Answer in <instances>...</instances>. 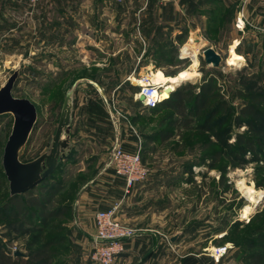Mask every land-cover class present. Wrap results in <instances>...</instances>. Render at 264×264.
I'll list each match as a JSON object with an SVG mask.
<instances>
[{"label": "rangeland", "instance_id": "1", "mask_svg": "<svg viewBox=\"0 0 264 264\" xmlns=\"http://www.w3.org/2000/svg\"><path fill=\"white\" fill-rule=\"evenodd\" d=\"M78 1H75L74 6L81 15L77 19L76 30L66 36L64 45H60V41L52 44L43 42L42 33H31L33 27L30 16L50 12L57 17L60 9L72 8L67 3L62 0H0V87L18 69L20 73L13 94L30 99L36 105L38 113L29 139L20 152V159L24 162L31 161L49 149L66 90L78 77L94 79L97 85L87 80L78 84L73 93L72 116L75 101L80 98L88 101L95 121L100 122L101 126L100 152L106 151L107 146L111 145L109 141L114 140L116 131H122L124 149L134 151L141 146L149 176L134 186L144 184L143 189H146L140 203L149 201L151 206L161 210L163 220L169 223V231L175 232L177 239L181 233L186 236L181 244L185 251L206 248L213 253L218 246L228 245L227 257L240 255L243 258L241 242L244 235L261 223L257 219H264V152L260 157L250 153L239 154L235 144L236 134L245 132L248 128L246 122L238 123L235 120L246 102L237 92H263L264 82L253 75L264 74V33L258 34V42L254 40L255 36L244 34L241 50H246L248 54L246 57L242 55L244 60L239 63L230 61L231 47L226 46V42H221L218 46L220 63L216 66L207 63L204 50L211 46L208 43L202 45V40L192 41V46H189L190 51L197 55L198 62L193 61L186 52L187 47L180 43L175 53L172 49L165 53L167 55L173 52L176 57L173 62L161 57L163 51L158 49L144 53L151 56V60L138 63V56L143 55L144 50L132 31L122 36L123 41L117 38L120 33L108 34V7L118 12L120 2L109 5L108 0ZM70 5L72 6V1ZM110 26L116 29L117 22H112ZM116 38L118 42H115ZM159 69L164 75L171 77L184 70H192L198 74L180 84L192 82L199 85L213 77L221 97L227 101L230 114L227 110L221 112L208 125L196 122L192 130L173 129V136L164 139L161 135L167 130L168 121L161 123V119L168 112H154L134 100L129 90L131 92L136 89L126 80L134 72L152 73ZM13 122L12 114L0 115L2 151ZM257 125L264 129V121ZM74 126L72 117L71 140L77 127L75 124ZM262 136L264 137V132ZM75 138L78 139L77 136ZM206 143L210 144L206 146ZM111 146L109 150L112 153L114 148ZM88 148L85 151L84 147H79V153L87 155L98 151ZM73 149L74 147L69 156ZM215 151H224V155L217 168H211L209 153ZM234 162L238 165L233 166ZM223 165H226V183L218 184L221 175L219 167ZM80 166L82 163L62 160L56 171L34 189V194L61 181L64 187L58 201L70 202L77 190L78 181L86 178L78 176ZM3 173L0 164V207L9 191V183ZM250 189L255 191L251 193L255 197L256 192H263L258 201L252 202ZM247 205H251L253 209L244 216ZM10 211L11 209L0 208V245L11 255L14 251H21L25 255L22 256L23 263L32 251L41 248L49 236L57 233V227L64 221L53 220V229H42L25 221L20 222L16 217L10 216ZM258 213L261 216L255 217ZM66 221L71 222V218ZM165 236L168 240L169 237ZM89 243L82 241V244H77L79 248L71 252L64 250L63 246L55 245L60 254L53 256V261L64 264L66 258L71 257L70 264H93L91 259L77 261L74 258L78 250L82 253L86 249V254L89 255ZM237 264L253 263L240 259ZM257 264H264V258Z\"/></svg>", "mask_w": 264, "mask_h": 264}, {"label": "crops", "instance_id": "2", "mask_svg": "<svg viewBox=\"0 0 264 264\" xmlns=\"http://www.w3.org/2000/svg\"><path fill=\"white\" fill-rule=\"evenodd\" d=\"M62 1L72 8L60 9L57 11V17L52 16L50 12L30 16L33 27L31 33H42L43 42L52 44L54 41H60V45H64L66 36L76 30L77 19L81 14L74 5L75 1H79L71 0L72 6H69L70 0ZM108 1L109 5L120 2L118 12L108 7V34L120 33L117 38L123 41L122 36L132 31L144 50L143 55L138 56V63L152 59L151 56L145 55L147 52H155L158 49L175 50L180 43H184V47L192 46L191 38L195 34L200 35L202 45L208 43V46L213 47L218 53L219 44L226 42V46L246 57L248 52L241 50L244 34L255 36L254 40L257 41L260 37L258 34L264 33V0ZM241 16L245 19V26L242 29L237 26V19ZM114 21L117 22L116 29L110 26ZM117 38L115 42H118ZM129 83L136 89L131 92L129 90V94L137 100L135 94L138 87L130 81ZM74 106L73 126L74 124L77 126L72 139L74 149L66 160L70 163H82L78 176L86 178L78 181L71 203V222L65 224L69 229L72 251L78 249L77 244H82V241H85V244L87 241L92 244L96 231L94 218L96 211L109 209L119 202L120 219L137 231L126 241L125 251L117 257L115 264H237V256L227 257L226 254L219 262H215L212 252L206 248L200 251H185L184 245L181 244L186 236L182 233L178 239L176 238L179 242L176 239L172 241L175 232L169 231L170 227L167 226L169 223L163 220L161 210L151 206L149 201L140 203L146 191L143 189L144 184L134 187L132 193L128 195L125 192V180L117 176L109 166L111 159L109 147L112 145L114 148L117 143L123 144L125 140L122 139V131H116L114 140L109 141L111 145L107 146L106 151L100 152L101 126L100 122L95 121L91 105L80 98L75 101ZM79 147H84L85 151L88 147L98 151L81 155ZM165 235L169 237L168 240ZM86 252V249L82 253L78 250L74 256L75 260L90 259ZM70 261L71 259L69 264Z\"/></svg>", "mask_w": 264, "mask_h": 264}, {"label": "trees", "instance_id": "3", "mask_svg": "<svg viewBox=\"0 0 264 264\" xmlns=\"http://www.w3.org/2000/svg\"><path fill=\"white\" fill-rule=\"evenodd\" d=\"M167 50L162 49L163 54L161 57L173 62L176 57L173 52L166 55L165 53L170 52ZM172 51L175 53L173 48ZM253 76L264 82V74H254ZM237 95L244 98L246 102L241 107L235 120L238 123L246 122L245 124L248 129L245 132H238L236 134L235 144L239 149L240 155L250 153L255 157H260L261 153L264 152V137L262 136L264 129L257 125V123L264 121V89L263 92H245L239 90ZM151 109L154 112L161 110L168 112L161 119V123L168 121L167 130L161 135L164 139L173 136L171 131L173 129L192 130L196 122L200 125H208L217 114L226 110L230 114L227 101L221 97L220 89L213 77H209L199 85L192 82L180 84L169 97ZM209 144L206 143V146ZM2 154L3 151L0 148V164ZM209 155L211 156L209 166L217 168L219 161H221L224 155V151H215L209 153ZM232 165L237 166L238 163L234 162ZM219 170L221 175L218 184H225L226 165L220 166ZM3 174L5 175V173ZM257 186H260V183H257ZM63 187L64 185L60 181L55 186L44 188L38 194H34V190H31L25 194L12 196L8 191L7 198L0 208L11 209L10 216L16 217L20 222L25 221L42 229H53L54 225H52L51 221L58 219L64 221L57 227V233L49 236L41 248L30 253L25 263L21 261L23 260L22 256L11 255L4 246L0 245V264H56L57 262H54L52 257L57 254L59 255L60 252L57 251L55 245L63 246L64 250L72 251L73 246L69 237V229L65 225V222H67V218H71V203L73 199L70 202L58 201ZM259 215L261 216V213H258L255 217H259ZM257 221L261 223L244 235V239L241 242L244 256L242 258L238 255V261L240 259L241 261L247 259L251 263L257 264L264 258V219L263 221L257 219ZM236 233L239 232L237 231ZM69 260V258H66L64 264H69Z\"/></svg>", "mask_w": 264, "mask_h": 264}, {"label": "water", "instance_id": "4", "mask_svg": "<svg viewBox=\"0 0 264 264\" xmlns=\"http://www.w3.org/2000/svg\"><path fill=\"white\" fill-rule=\"evenodd\" d=\"M191 40L199 42L201 40L200 35L195 34ZM204 59L207 63L216 66L220 63L221 56L213 47H207L204 50ZM19 73L18 69L14 70L0 87V115L9 113L14 118L12 130L3 148L1 159L3 171L9 183V192L12 196L25 194L37 188L56 171L62 160L69 157L73 147L71 140L73 93L82 80H87L95 85L98 84L87 77H79L73 81L65 92L58 124L49 149L37 158L24 162L20 159V152L29 139L38 113L36 105L30 99L16 97L13 94ZM166 90L169 91V95L173 92L169 87ZM143 98L144 96L141 95L140 100ZM177 236L175 235L172 241ZM18 255L25 256L21 251H14V256Z\"/></svg>", "mask_w": 264, "mask_h": 264}, {"label": "built area", "instance_id": "5", "mask_svg": "<svg viewBox=\"0 0 264 264\" xmlns=\"http://www.w3.org/2000/svg\"><path fill=\"white\" fill-rule=\"evenodd\" d=\"M34 1V0H33ZM238 28L245 26V19H237ZM151 72L133 73L128 80L138 87L135 99L148 108L156 107L161 103V83L152 81ZM143 95V100L140 96ZM109 166L117 176L125 180V192L128 193L136 184L145 181L149 170L143 161L141 146L134 151L126 150L122 144L117 143L111 153ZM120 203L109 209H99L95 213V238L91 244L89 257L93 264H113L117 257L125 251V244L137 231L130 224L122 221L119 216ZM228 245L218 246L212 253L213 258L219 261L227 252Z\"/></svg>", "mask_w": 264, "mask_h": 264}, {"label": "bare ground", "instance_id": "6", "mask_svg": "<svg viewBox=\"0 0 264 264\" xmlns=\"http://www.w3.org/2000/svg\"><path fill=\"white\" fill-rule=\"evenodd\" d=\"M231 49H232V51H231L230 61L232 63H239V62L244 60V57L241 54H238L233 48H231ZM186 52L188 53L189 56L192 57L194 62H198L197 61L198 60L197 55L194 52L190 51L189 46H187ZM150 75H151V78H152L153 82L161 83L163 85L164 89L162 91V98L165 99L169 95V91L166 90L167 87L171 88L172 90H175L176 89V85L180 81L191 79V78H193L194 76H196L198 74L195 71H192V70H184V71H181L176 76H172L171 77V76L164 75L163 71L159 69L157 71L152 72ZM249 191H250L249 194L255 192L253 189H250ZM256 193H257L256 197L251 194L250 198H251V200H253L252 202L258 201L259 197L261 195H263V192H261V191L260 192H256ZM252 209L253 208H252L251 205H247L245 207V209H244V216H247L251 212Z\"/></svg>", "mask_w": 264, "mask_h": 264}]
</instances>
